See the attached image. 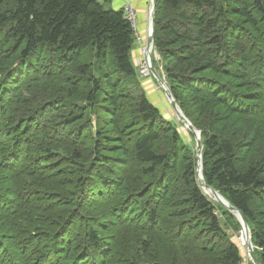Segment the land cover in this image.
<instances>
[{"label": "trees", "instance_id": "16d2710c", "mask_svg": "<svg viewBox=\"0 0 264 264\" xmlns=\"http://www.w3.org/2000/svg\"><path fill=\"white\" fill-rule=\"evenodd\" d=\"M134 45L99 0H0V264L244 258ZM153 46L201 131L205 183L242 211L264 264V0H157Z\"/></svg>", "mask_w": 264, "mask_h": 264}, {"label": "rangeland", "instance_id": "374dc122", "mask_svg": "<svg viewBox=\"0 0 264 264\" xmlns=\"http://www.w3.org/2000/svg\"><path fill=\"white\" fill-rule=\"evenodd\" d=\"M101 2L103 3L105 9L113 8L109 1L105 0ZM150 6L151 5L149 0L148 3L145 4V7L143 6L142 9H138L139 11L137 14V27L134 30L135 45L133 49L132 60L135 66L137 67L139 75L142 78V84L146 89L147 96L149 97V99L154 102V104L162 111L165 117L172 119V121H174L180 127L182 136L184 137L185 141L190 145V143H193L195 141L194 137L190 136V134L188 133V129L184 127L181 121L177 119L173 109L171 108L169 102L165 97L163 90L161 89L160 85L157 83L155 78L152 76V74H150L148 69L145 46L150 23ZM152 56L156 57L157 59H160L158 53L154 50V48L151 54V59ZM225 230L227 233L230 234V237L233 241L238 240L241 242V245L244 246L243 239L241 236L242 228L238 231H234L232 227H227L225 225ZM243 250L244 258L241 260L240 264H251L248 260L249 258L247 256V253L245 252V247L243 248Z\"/></svg>", "mask_w": 264, "mask_h": 264}, {"label": "water", "instance_id": "95a60500", "mask_svg": "<svg viewBox=\"0 0 264 264\" xmlns=\"http://www.w3.org/2000/svg\"><path fill=\"white\" fill-rule=\"evenodd\" d=\"M157 0H150V23H149V30L147 33V40H146V60L148 62V69L150 74L155 78L157 83L160 85L161 89L163 90L167 101L169 102L171 108L173 109L177 119L181 121V123L186 127L194 136L195 139V149H196V160H197V179L198 183L203 189L204 193L211 196L215 201L226 207L231 213H233L237 219L239 220L242 231L245 235V252L249 258L251 264H257L255 257H254V246L251 241V233L247 221L245 219L244 214L241 210L237 209L235 206L231 205L227 199H225L215 188L205 183L202 174V139H201V131L196 129L191 122L187 119V117L183 114L180 107L175 101L170 89L168 88L164 76H161L156 68L154 67L151 59V54L153 51V30H154V21H155V7H156Z\"/></svg>", "mask_w": 264, "mask_h": 264}, {"label": "built area", "instance_id": "2783aa9c", "mask_svg": "<svg viewBox=\"0 0 264 264\" xmlns=\"http://www.w3.org/2000/svg\"><path fill=\"white\" fill-rule=\"evenodd\" d=\"M99 1H103V0H99ZM120 9L122 10L124 18H126L131 23L133 30H135L137 27V10L134 4V0H125L122 6L120 7ZM145 49H146V46H145ZM241 236H242L243 244H244L243 247H245V235L243 232H241ZM241 236H240V240H241Z\"/></svg>", "mask_w": 264, "mask_h": 264}, {"label": "crops", "instance_id": "0c3cea01", "mask_svg": "<svg viewBox=\"0 0 264 264\" xmlns=\"http://www.w3.org/2000/svg\"><path fill=\"white\" fill-rule=\"evenodd\" d=\"M107 1H109L111 3V5L114 9H119L125 0H107ZM148 1L149 0H134V4H135L136 10H137V14L139 11L138 9H142L143 6L145 7V4L148 3ZM132 54H133V52H132Z\"/></svg>", "mask_w": 264, "mask_h": 264}]
</instances>
